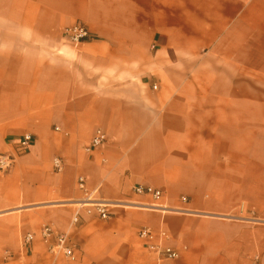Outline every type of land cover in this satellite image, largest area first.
<instances>
[{"label": "crops", "instance_id": "crops-1", "mask_svg": "<svg viewBox=\"0 0 264 264\" xmlns=\"http://www.w3.org/2000/svg\"><path fill=\"white\" fill-rule=\"evenodd\" d=\"M74 24L92 38L69 42ZM23 134L0 175V264H160L142 227L178 252L163 264H264V0H0V152ZM79 176L108 219L81 207Z\"/></svg>", "mask_w": 264, "mask_h": 264}, {"label": "built area", "instance_id": "built-area-1", "mask_svg": "<svg viewBox=\"0 0 264 264\" xmlns=\"http://www.w3.org/2000/svg\"><path fill=\"white\" fill-rule=\"evenodd\" d=\"M64 37L71 43H80L90 40V35L87 28L82 24H74L63 29ZM106 141L105 133L96 129L91 137L88 145L85 147L86 151H91ZM32 142V136L30 134H23L14 145V153H2L0 152V175H5L9 172L12 165L15 163L17 156L25 153ZM52 168L55 172H59L62 169V160L59 157L52 159ZM76 187L82 191L84 199L79 201L81 207L86 208L87 214H95L99 219L105 220L109 218V212L107 210L110 204L100 203L94 201L90 197L89 191L85 186V179L82 176L77 177ZM132 191L136 195H148L152 199H159L162 197V191L159 189L151 188L148 186H134ZM181 202H186V197H180ZM77 221V216L74 215L73 222ZM138 238L142 241L144 248L153 252L160 264L174 261L178 258V252L168 245H164V242L168 241V235L163 230L154 231L148 227H142L137 232ZM40 237L47 246V250L53 254H61L67 260H75V246L69 241L67 234L57 233L50 225H44L40 229ZM33 234L26 233L22 238V245L27 247L33 241ZM53 239L51 243L50 240Z\"/></svg>", "mask_w": 264, "mask_h": 264}, {"label": "rangeland", "instance_id": "rangeland-1", "mask_svg": "<svg viewBox=\"0 0 264 264\" xmlns=\"http://www.w3.org/2000/svg\"><path fill=\"white\" fill-rule=\"evenodd\" d=\"M250 212L251 211H249L248 215H246L248 218L253 216Z\"/></svg>", "mask_w": 264, "mask_h": 264}]
</instances>
